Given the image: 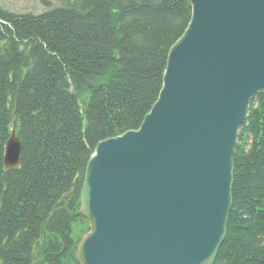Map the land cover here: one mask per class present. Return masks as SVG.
Segmentation results:
<instances>
[{
  "label": "trees",
  "instance_id": "obj_1",
  "mask_svg": "<svg viewBox=\"0 0 264 264\" xmlns=\"http://www.w3.org/2000/svg\"><path fill=\"white\" fill-rule=\"evenodd\" d=\"M0 5V264H78L73 225L100 140L137 129L156 100L187 0H40ZM13 130L19 165L3 166ZM231 207L212 264H264V91L232 155Z\"/></svg>",
  "mask_w": 264,
  "mask_h": 264
},
{
  "label": "water",
  "instance_id": "obj_2",
  "mask_svg": "<svg viewBox=\"0 0 264 264\" xmlns=\"http://www.w3.org/2000/svg\"><path fill=\"white\" fill-rule=\"evenodd\" d=\"M158 96L137 129L100 140L78 212V264H212L231 207L237 132L264 91V0H187ZM11 132L3 164H19Z\"/></svg>",
  "mask_w": 264,
  "mask_h": 264
},
{
  "label": "rangeland",
  "instance_id": "obj_3",
  "mask_svg": "<svg viewBox=\"0 0 264 264\" xmlns=\"http://www.w3.org/2000/svg\"><path fill=\"white\" fill-rule=\"evenodd\" d=\"M0 4L15 11L38 12L44 9V6L41 4L40 0H0ZM86 229L87 228L79 229L78 225H73L75 240L80 235L82 236L83 231Z\"/></svg>",
  "mask_w": 264,
  "mask_h": 264
}]
</instances>
